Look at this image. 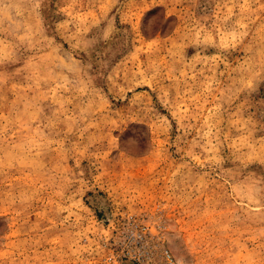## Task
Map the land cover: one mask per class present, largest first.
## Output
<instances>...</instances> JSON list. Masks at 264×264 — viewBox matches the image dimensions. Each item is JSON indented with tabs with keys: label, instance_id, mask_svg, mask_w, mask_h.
I'll return each instance as SVG.
<instances>
[{
	"label": "rangeland",
	"instance_id": "rangeland-1",
	"mask_svg": "<svg viewBox=\"0 0 264 264\" xmlns=\"http://www.w3.org/2000/svg\"><path fill=\"white\" fill-rule=\"evenodd\" d=\"M0 264H264V0H0Z\"/></svg>",
	"mask_w": 264,
	"mask_h": 264
}]
</instances>
